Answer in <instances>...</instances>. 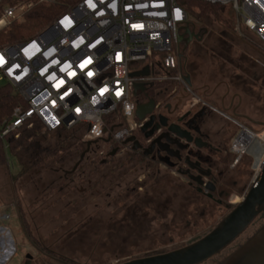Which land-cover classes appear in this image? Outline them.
Returning <instances> with one entry per match:
<instances>
[{
    "label": "built area",
    "instance_id": "built-area-1",
    "mask_svg": "<svg viewBox=\"0 0 264 264\" xmlns=\"http://www.w3.org/2000/svg\"><path fill=\"white\" fill-rule=\"evenodd\" d=\"M230 7L240 28L254 34L264 46V0H77L51 15L32 36L0 44V87L7 86L20 99L8 117L0 119V139L18 138L36 123L42 132L84 130V144H95L108 131V121L135 117L134 85L146 87L170 82L177 95L199 101L179 63V36L189 22L191 2ZM59 0H0V33L26 22L39 7L53 8ZM145 63L141 69L136 65ZM149 66L146 78L131 74ZM141 92H138V94ZM157 109L162 102L158 103ZM122 124L112 130L111 142L125 150L134 132ZM233 150L253 160L252 185L264 173V127L255 132L242 127ZM10 167V160L7 159ZM247 194V193H246ZM245 194V195H246ZM245 197V196H244ZM244 197L241 199L243 200ZM231 201L233 205L241 202ZM0 259L20 255L10 233L1 226L10 216L1 212Z\"/></svg>",
    "mask_w": 264,
    "mask_h": 264
},
{
    "label": "rangeland",
    "instance_id": "rangeland-1",
    "mask_svg": "<svg viewBox=\"0 0 264 264\" xmlns=\"http://www.w3.org/2000/svg\"><path fill=\"white\" fill-rule=\"evenodd\" d=\"M190 8V24L196 25L197 10L192 5ZM221 10L223 23L209 17L202 26L196 25L201 42L194 39L186 52L184 45L178 47L180 67L191 76L192 87L194 91L197 90L198 96L204 95L206 85L211 86V89L218 84L222 87L230 86L232 94L238 93L243 98L245 110L264 121V46L254 34L238 27V18L230 7H223ZM182 53L183 56L180 57ZM144 66L145 63H141L134 68L141 69ZM172 90L173 87L168 91V98H171ZM178 91L175 98L183 95L181 90ZM223 92L225 91L221 89L218 97ZM139 123L136 117H130L124 120L123 125L129 131H134ZM251 130L259 132L261 128ZM76 133L75 136L80 139L81 131ZM71 134L72 132L62 133L61 137ZM58 138L57 134H49L41 140L42 146L54 147ZM83 138L84 134L82 142ZM107 139L104 136L101 141L91 145L78 176L86 177L92 170L85 166L90 158L110 150L111 146L105 142ZM86 149L85 146L84 151ZM248 158V162L253 163ZM7 159L11 163L9 170L0 167V203L4 205L1 212L11 219L1 226L9 231L20 257L11 256L5 264H55L48 258L38 256L33 241L25 235L18 210L25 213V221L37 240L56 253L79 264H121L184 247L190 241L209 233L233 209L221 208L195 192L183 189L180 182L154 183L145 175L143 194L139 192L137 197L120 199L122 203H117L113 208V220L103 218L96 221L94 217L108 215L102 208L94 213L89 196H79L78 189H67L64 194H60V187H65L59 181L62 170H43L33 180L25 177L14 184L12 177L19 175L21 165L10 151ZM79 159L80 157L74 159L63 170H72ZM102 173L98 172L97 177ZM135 175L130 172L125 177L124 171L119 172L113 180L114 186H124ZM80 179L78 177L75 181L78 183ZM251 181L252 177H246L242 184L246 186ZM230 192L233 197L229 196L228 200L237 202L238 198L234 196L241 200L248 190L244 193L234 188ZM101 200L104 201V196ZM75 202L85 203L82 204L84 207L73 208ZM138 202L145 203L138 204L143 213L139 216L132 218L127 209L124 212L119 210L124 206V209L128 207L132 211L137 206L134 203ZM9 203L11 205H5ZM204 213L206 215L202 217ZM255 232L250 227L239 240L246 242ZM91 242H97V247H93ZM90 246L91 249H88ZM93 248L95 252L92 251ZM27 255H31L32 260L26 259ZM220 260L215 257L207 264H218Z\"/></svg>",
    "mask_w": 264,
    "mask_h": 264
},
{
    "label": "flooded vegetation",
    "instance_id": "flooded-vegetation-1",
    "mask_svg": "<svg viewBox=\"0 0 264 264\" xmlns=\"http://www.w3.org/2000/svg\"><path fill=\"white\" fill-rule=\"evenodd\" d=\"M181 34L184 35L185 32ZM188 35H192L194 39L200 37L196 28H189ZM221 89L225 92L218 97ZM204 91L203 96H198L196 93L199 99L197 104H194L184 93L177 98L175 95L168 98L167 93L163 95L164 103L155 112L157 116L167 118L168 127H179L182 138L178 137L176 132L169 131L168 127H161L150 138H146L141 129L137 130L139 132L134 136L141 145L138 151H134L133 147L122 150L109 143L112 150L106 153L100 152L88 160L85 166L91 167L92 170L86 177L78 176V172L83 167L82 163L73 173V169L62 170L59 181L63 182L65 187H60V194H64L67 189H78L79 196H89L90 201L93 202L90 207L94 209V213L102 208L106 210L108 216L111 214L110 217L99 218L95 214L94 220L103 218L113 220V208L115 209L114 206L117 203H122L120 199L127 200L145 192L147 176L154 183L165 181L169 184H178L180 182L183 189L187 188L186 190L195 192L221 208L226 207L228 210L234 208L236 205L228 200L229 196L233 197L230 190L237 188L245 193L252 187V181L244 186L242 180L246 177L253 179V163L248 162L247 156L239 158L235 154L232 147L234 139L242 127L250 130L262 129L264 121L245 110L243 98L238 93L232 94L230 86L222 87L218 84L211 89V86L206 85ZM160 102L156 104L159 105ZM101 171L103 173L97 177L98 172ZM121 171H124L125 177L130 172L137 176L135 175L127 182L126 186L120 184L114 186L113 180ZM78 177L81 179L77 183L75 180ZM117 179L120 180V178ZM103 196L104 201L101 200ZM73 204L75 205L73 208L76 209L84 207L82 204L85 203ZM138 204L139 202L134 203L137 206ZM139 205H145V203L142 202ZM137 206L132 211L128 207L124 209V206L119 210L124 212L127 209L128 215L134 218L143 214L139 206V209H136ZM263 224L264 218H259L251 227L257 231ZM244 243L245 241L237 240L231 248L227 249L224 259ZM92 244L93 247H97V242H91ZM34 246L39 257L48 258L55 264H79L56 253L42 241L39 244L34 243ZM95 248L92 251L95 252ZM88 249H91V246ZM158 254L163 253L147 256Z\"/></svg>",
    "mask_w": 264,
    "mask_h": 264
},
{
    "label": "trees",
    "instance_id": "trees-1",
    "mask_svg": "<svg viewBox=\"0 0 264 264\" xmlns=\"http://www.w3.org/2000/svg\"><path fill=\"white\" fill-rule=\"evenodd\" d=\"M76 1L77 0H59L58 5L53 8L47 9L44 7H39L26 16L25 23L17 24L13 26L10 31L0 33V44L20 41L34 35L44 24V21H47L48 17L66 10L69 5L74 4ZM191 5L197 10V16L195 17L197 24L202 26L204 21L209 17H211L216 22L223 23L224 18L221 10L223 6L202 1H193L191 2ZM196 25L190 24L189 21L187 27L195 28ZM196 40L201 42L200 37ZM187 50L188 48L186 51ZM171 89L172 84L170 82H156L148 86L145 92L139 93L135 97V101L138 104H143L153 99L156 102L161 101L163 104V95L167 94ZM195 93H197V90H195ZM19 103L20 99L13 94L11 88L7 86L0 87V119L8 117L12 109ZM117 115L118 114L108 121V131L105 134V137L107 138L111 136L112 130L116 132L119 128V125L124 122L123 118L120 122L117 121ZM76 131H81L80 139H77L75 136L77 134ZM69 132H72L70 136H65L63 138L61 137L62 133ZM136 132L137 131L134 132V135L137 134ZM49 134H57L59 136L54 147L42 146L41 140H44ZM83 134L84 130L80 127L74 128L72 130H59L57 132L43 133L41 125L36 123L31 129H22L18 138L14 136H8L3 140L0 139V167L2 166L9 170L7 154L10 151L21 165V172L19 175L12 177L14 184L19 179L25 177L33 180L35 176L39 175L43 170H63L69 163L73 162L74 159L80 157L85 150V146L87 147V144L82 142ZM113 146L117 147L116 145ZM110 150L112 149L110 148ZM5 205H11V203ZM18 211L25 235H27L28 238L33 241V243L39 244V241L34 235L32 228L25 221V213H21L22 211L20 210ZM205 215L206 214L204 213L202 217ZM226 252L227 250L221 255L216 256V258L223 260ZM204 264H207V262Z\"/></svg>",
    "mask_w": 264,
    "mask_h": 264
},
{
    "label": "water",
    "instance_id": "water-1",
    "mask_svg": "<svg viewBox=\"0 0 264 264\" xmlns=\"http://www.w3.org/2000/svg\"><path fill=\"white\" fill-rule=\"evenodd\" d=\"M188 33L189 28L186 27L185 34L179 36V46L184 45V51L194 40L193 36L188 35ZM195 39L199 38L196 37ZM182 56L183 53L180 57ZM150 74V67L147 66L143 71L131 74V77L146 78ZM185 80L189 86L192 85L190 75H186ZM146 90L147 87L144 84L136 83L134 85L135 96L138 95V92L142 93ZM156 110L157 104L153 99L137 106L135 112L136 119L139 122H143L149 118L141 127V132L145 134L146 138L153 136L161 127H168L167 118L157 116L155 114ZM179 129L177 126L168 127L169 131L176 132L177 136L181 137ZM104 132L107 133V130L105 129ZM105 142L110 143L111 137L105 140ZM125 144H132L134 151L141 149V145L135 136L128 138ZM91 145L92 143L87 144L86 151L81 154L80 161L75 165L72 173L83 162L90 151ZM259 218H264V173L252 185L244 199L206 235L170 252L134 259L121 264H204L214 257L221 255L228 248H231ZM26 258L31 260L32 256L27 255ZM5 263L6 259L0 261V264ZM218 264H264V224L244 244L240 245Z\"/></svg>",
    "mask_w": 264,
    "mask_h": 264
}]
</instances>
